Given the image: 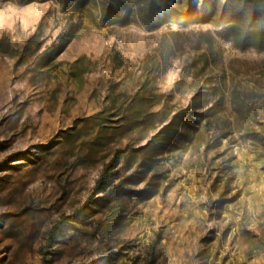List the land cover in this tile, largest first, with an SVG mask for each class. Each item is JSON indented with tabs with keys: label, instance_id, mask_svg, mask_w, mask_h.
<instances>
[{
	"label": "rangeland",
	"instance_id": "obj_1",
	"mask_svg": "<svg viewBox=\"0 0 264 264\" xmlns=\"http://www.w3.org/2000/svg\"><path fill=\"white\" fill-rule=\"evenodd\" d=\"M0 264H264V0H0Z\"/></svg>",
	"mask_w": 264,
	"mask_h": 264
},
{
	"label": "trees",
	"instance_id": "obj_2",
	"mask_svg": "<svg viewBox=\"0 0 264 264\" xmlns=\"http://www.w3.org/2000/svg\"><path fill=\"white\" fill-rule=\"evenodd\" d=\"M72 0H66V3L70 4ZM112 184V176L108 170H106L100 179L97 182L95 191L97 192H104L109 188ZM68 221H61L58 225H55L53 229L51 230L52 236L55 237L59 232L61 231L62 227L65 225V223Z\"/></svg>",
	"mask_w": 264,
	"mask_h": 264
}]
</instances>
